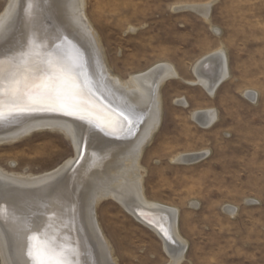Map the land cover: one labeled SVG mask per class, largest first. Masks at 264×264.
<instances>
[{
  "label": "rangeland",
  "instance_id": "obj_1",
  "mask_svg": "<svg viewBox=\"0 0 264 264\" xmlns=\"http://www.w3.org/2000/svg\"><path fill=\"white\" fill-rule=\"evenodd\" d=\"M209 2L208 20L183 8ZM85 3L114 76L128 80L163 63L178 73L160 89L161 126L140 165L145 199L178 209L188 242L182 264H264V0ZM7 5L0 0V16ZM220 49L230 75L211 96L193 70ZM208 109L218 120L205 128L193 113ZM202 151L209 155L198 163L174 161ZM75 156L62 132L40 130L0 145V169L41 175ZM96 216L116 264L169 263L162 239L117 201L102 200Z\"/></svg>",
  "mask_w": 264,
  "mask_h": 264
},
{
  "label": "bare ground",
  "instance_id": "obj_2",
  "mask_svg": "<svg viewBox=\"0 0 264 264\" xmlns=\"http://www.w3.org/2000/svg\"><path fill=\"white\" fill-rule=\"evenodd\" d=\"M212 5L183 8L208 20ZM102 49L86 16L85 0H8L0 16V59L22 66V54L39 55L33 68L39 79L32 82L30 78L33 87H39L49 81L43 58L50 57L78 74L74 91L78 92L80 85L85 91L76 101L80 110L71 114H65L60 105H3L0 145L36 131L55 130L72 141L76 156L41 175L0 169L2 264H32L31 249L35 258L43 257L46 264H116L96 216V206L109 198L145 226L147 223L127 207L150 215L145 220L154 222V227L148 228L162 239L170 256L168 264L184 261L188 242L178 230V209L145 199L140 165L145 147L161 126L160 89L177 79L178 73L173 65L163 63L122 80L111 73ZM193 72L197 85L213 96L230 75L226 52L220 49L203 57ZM7 79L10 77L5 89ZM193 118L210 128L218 115L215 109H208L194 112ZM82 145L84 155L73 167ZM208 155L209 151L180 154L174 161L194 164ZM227 212L234 215L236 209Z\"/></svg>",
  "mask_w": 264,
  "mask_h": 264
},
{
  "label": "snow or ice",
  "instance_id": "obj_3",
  "mask_svg": "<svg viewBox=\"0 0 264 264\" xmlns=\"http://www.w3.org/2000/svg\"><path fill=\"white\" fill-rule=\"evenodd\" d=\"M20 59L24 61L22 66L0 59V114L5 103L13 106L25 105L28 108L37 104L60 105L65 109V114L80 110L76 101L85 95L84 86L80 85L78 92L73 90L76 87L78 74L70 66L54 63L52 58L45 56L43 59L47 63L49 81L45 85L33 87L32 82L39 79L33 68L40 57L36 54L24 53ZM9 77L8 87L5 89V81Z\"/></svg>",
  "mask_w": 264,
  "mask_h": 264
},
{
  "label": "water",
  "instance_id": "obj_4",
  "mask_svg": "<svg viewBox=\"0 0 264 264\" xmlns=\"http://www.w3.org/2000/svg\"><path fill=\"white\" fill-rule=\"evenodd\" d=\"M26 1V0H25ZM23 4H24V1H23ZM27 5V2H25V6ZM23 6V5H22ZM69 118V117H68ZM69 119H71V120H73V121H78L77 120V118H69ZM131 126H132V124H130V129H131ZM126 132H124L122 135H124ZM121 135V136H122ZM83 149H84V146L82 145L81 146V151H80V153H79V156H78V158L76 159V161L73 163V167H75V165L79 162V160H81L82 159V157H83V155H84V153H83ZM127 209H131L130 211H133L136 215H137V217H139V218H141V219H143L146 223H147V225L148 226H153L154 225V222H150V220H145V219H149L150 218V215H147L146 213H143L142 211H140L139 209H137L136 207H127ZM153 221V220H152ZM157 223V222H156ZM45 230H46V224H44L43 226H42ZM154 227V226H153ZM45 237V236H44ZM165 239H166V243H169L168 242V240H167V238L165 237ZM34 249H31V257H30V259H29V261L31 260L32 261V264H46V263H48V261L46 262V259L44 260V258L42 257L41 259L40 258H35V256H34V254H33V251ZM47 251L49 252V250L47 249ZM40 257V256H39Z\"/></svg>",
  "mask_w": 264,
  "mask_h": 264
}]
</instances>
